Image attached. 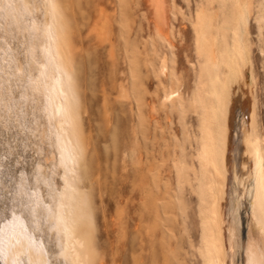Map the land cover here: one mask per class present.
I'll return each mask as SVG.
<instances>
[{
    "label": "rangeland",
    "instance_id": "obj_1",
    "mask_svg": "<svg viewBox=\"0 0 264 264\" xmlns=\"http://www.w3.org/2000/svg\"><path fill=\"white\" fill-rule=\"evenodd\" d=\"M59 44L71 55L75 128ZM229 83L239 98L247 89L248 109L255 100L264 151V0H0V239L24 225L51 264H76L59 224L76 190L85 263L143 264L146 233L159 246L164 229L185 264H201L203 189L221 178L209 160L224 120L215 107L226 104L216 91L227 100ZM70 128L77 149L66 145ZM234 129L226 180L244 149Z\"/></svg>",
    "mask_w": 264,
    "mask_h": 264
},
{
    "label": "bare ground",
    "instance_id": "obj_2",
    "mask_svg": "<svg viewBox=\"0 0 264 264\" xmlns=\"http://www.w3.org/2000/svg\"><path fill=\"white\" fill-rule=\"evenodd\" d=\"M247 21L245 20V23ZM58 24L60 26L63 25L62 22L61 23L58 22ZM60 29H64V27L63 28L61 27ZM60 29H58L59 32L60 31L63 32V30ZM62 35L60 42L61 43L63 42L65 44L67 40L63 38L66 37V34H64V37ZM239 40H241L242 42L244 41L242 37H240ZM66 45L60 46L59 44V49H60V50L58 49L59 57L57 56L56 62L58 64L59 69L62 72V81H61L62 89H64L66 92V100L62 107L64 113L66 115H69L70 122L72 124L73 123L72 119L75 118L73 119V121L77 120V117L72 116V113L75 112V109L72 110V104L74 99H73L72 89L70 88L71 86L69 84V80H70L69 73L71 71H68L69 73L67 72L69 68L71 69L70 67L71 65L69 63L70 59L68 60V62L66 60L68 59V56L70 58L71 55L68 54L69 53L68 47ZM241 47L243 49L245 46L242 45ZM65 54L66 55L68 54V56H65ZM68 64L70 66L66 70L68 66L66 67L65 65ZM237 71L240 74L239 76L241 77L242 80L241 82L243 83V85H246L247 87L248 64H246L245 62L243 65L238 67ZM234 90L236 89L231 85V83H229V87L227 89L228 91L227 100L223 99V97L220 98V94L222 91L221 89L219 91H216L217 101H220L221 99V102L226 103L225 104L226 106L222 103L223 107L222 106L215 107V115H214L215 120L217 117L218 118L221 117L222 115L221 113L223 112L222 108L225 107L223 113L224 120H223V126H220L222 130L220 131L219 128L218 133L216 135V142H213L214 140H212V143H214V147L211 148V150H209V155H210L209 160L211 163L210 166L212 167L213 165L215 170L218 171L217 173L218 175L221 176V178L220 177H219L220 179L215 178L216 175L215 177H212V179L209 177L208 180L210 179L211 180L208 181L209 182V187L207 185L208 190L207 188H206L207 191L203 189L205 194L208 193L209 204L208 202L206 203L209 206L207 205L208 206L207 209L203 210L202 208L200 211L202 213L200 219L201 244L202 247L204 248L203 252L201 253L202 256L201 264H264V151L261 145L262 144L261 136L259 135V132L256 128L257 124L255 119V109H256L255 100L252 99L250 108L248 109V100H247L248 96L246 91L247 89H240L242 94L245 95L243 98L241 97L239 98L240 91L238 93H235ZM248 90L251 91L252 89H248ZM249 93L250 92H248V94ZM223 100H225L226 102ZM231 111H233L234 114L233 118H231ZM75 124H77V121ZM75 124H74V128H75ZM217 126L219 125L217 124ZM234 126H235L234 130H236L238 134L237 136L238 140L241 141L244 149L242 150L243 152H241V154L243 155H240V158L233 156L232 159L231 157L229 173L231 172L230 174L232 175H229L226 180L225 177L228 172L227 171L228 167L227 170H225L226 167L224 166H226L227 161L230 159L228 156V151L231 149V144L233 143L231 142V133ZM71 128L69 130V133L65 137L67 143L66 145H68L69 149H77V145L75 144V140H77V137L76 139L74 138L75 135L73 136V134L71 133V130L73 128L72 129ZM75 133L77 132L75 131ZM76 136L78 135L76 134ZM79 140L77 141L79 142ZM238 144L239 142L237 141L235 143L234 149H236V147H239ZM78 145L80 146V142L78 143ZM220 147H221V151H219ZM143 156H145L144 153ZM74 158L75 157H71L70 159L74 161L75 160ZM210 163L208 162V165ZM218 164L221 165L219 166L222 167L221 168L222 170L221 169L218 170V168H220ZM211 167L209 169L211 173H213ZM141 168H142L141 170L146 168L143 159L141 163ZM205 175L206 174H204V176ZM201 180H200L201 183L199 182L200 184L199 187H201L200 189L204 188L202 187L204 185L203 181L207 180V178L204 180L202 178ZM228 185L230 188H228ZM142 187L144 188L142 189L144 191V194L146 195L147 193L149 198H151L152 191L151 189H149L148 185H144ZM203 191L201 192L200 197L202 196V194L204 196ZM78 192H76V190L75 192L69 191L68 203L70 208L67 212H62L60 214L59 224L61 229L66 230L69 235V243H70L69 253L74 257V261L76 262V264H87L88 262H90L86 258L87 255L84 256V260L86 261L87 259L88 262L85 263V261L82 260L83 258L82 255H84L82 254V252H85V250L83 251V249L86 248V243L84 246V244L82 245L83 242L81 241V239H83L84 236L82 232L79 231L80 229L77 230L74 229L75 224L82 222V224L80 223L81 226L80 228H82L84 226L83 222H86L85 220L84 221L82 220L76 223L77 219L80 216L81 218L82 216H84L82 215V211L80 210V215L78 217L79 214V212H77L78 205L82 203L80 202L77 205L79 201H76L77 199L76 193L79 194ZM82 198L83 197L79 199L83 201ZM201 200H203L202 197ZM84 202L85 201H83V203ZM159 202L162 203L161 201ZM159 204L157 205V203L152 199V204L150 205L152 211H156V213H158L157 211ZM81 208L83 209L84 207H80L79 209ZM240 208L242 209V212L240 211L241 213L239 212ZM85 218L86 216L83 217L82 219ZM240 225L242 226L241 232H240L241 230ZM74 230H76L75 232L78 231L81 232L83 237L79 239L78 237H80L81 234L75 233ZM82 231L86 233L83 229ZM153 231L154 230H150L149 232L146 233V239L143 244V250L145 254L144 261L141 263L185 264L184 261L185 256L183 257L181 253L178 252L179 250H177L180 239L177 238L173 243L171 236L165 233L166 231L162 229L160 230L159 246H157L156 239L158 238ZM76 234H78V237L76 236ZM84 242H86V240ZM172 244H174V246ZM82 247L84 248L82 249ZM20 260H22L24 264L25 263L51 264L49 262L50 258L46 249L42 247L41 244L33 237L31 230L24 225L15 224L13 226H10V228L6 230V232L2 235V238L0 239V262L2 264H20Z\"/></svg>",
    "mask_w": 264,
    "mask_h": 264
},
{
    "label": "water",
    "instance_id": "obj_3",
    "mask_svg": "<svg viewBox=\"0 0 264 264\" xmlns=\"http://www.w3.org/2000/svg\"><path fill=\"white\" fill-rule=\"evenodd\" d=\"M234 117V114H233V111H231V118H233ZM0 264H2L1 262H0Z\"/></svg>",
    "mask_w": 264,
    "mask_h": 264
}]
</instances>
